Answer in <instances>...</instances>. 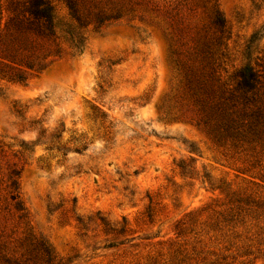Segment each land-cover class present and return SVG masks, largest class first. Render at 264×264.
Here are the masks:
<instances>
[{
  "label": "rangeland",
  "instance_id": "1",
  "mask_svg": "<svg viewBox=\"0 0 264 264\" xmlns=\"http://www.w3.org/2000/svg\"><path fill=\"white\" fill-rule=\"evenodd\" d=\"M83 4L122 17L26 86L0 60V264H264V0Z\"/></svg>",
  "mask_w": 264,
  "mask_h": 264
},
{
  "label": "trees",
  "instance_id": "2",
  "mask_svg": "<svg viewBox=\"0 0 264 264\" xmlns=\"http://www.w3.org/2000/svg\"><path fill=\"white\" fill-rule=\"evenodd\" d=\"M64 3L70 19L79 29L93 25L96 31L122 17L118 11L92 14L85 10L84 0H64ZM213 23L219 29L224 27V21L219 14H216ZM10 24L9 35L0 42V60L6 66L17 70L15 75L8 77L12 83L26 86L29 77L41 74L55 60H61L57 29H61L63 33L61 38L64 42L77 52L82 51L83 38L76 31L77 27L60 28L61 25L49 0H26L20 13L10 20ZM51 59L54 60L49 61ZM238 79V89L244 95L245 91L254 90L258 83L257 76L250 67L242 68L238 73ZM43 133L44 131L40 134ZM11 199L16 198L12 196ZM16 208L19 211L24 210L20 202L16 203Z\"/></svg>",
  "mask_w": 264,
  "mask_h": 264
}]
</instances>
